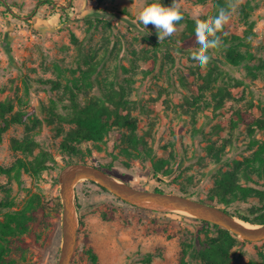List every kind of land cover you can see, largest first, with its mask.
<instances>
[{
    "label": "rangeland",
    "instance_id": "374dc122",
    "mask_svg": "<svg viewBox=\"0 0 264 264\" xmlns=\"http://www.w3.org/2000/svg\"><path fill=\"white\" fill-rule=\"evenodd\" d=\"M214 1L176 0L180 11L193 20L211 18ZM145 2L0 0V102L10 101L14 112L29 118L28 127L12 124L2 135L0 165L8 168L19 159L27 163L40 153L47 159L39 173L22 169L0 175V220L35 196L44 210L21 236L26 248L21 264H57L59 259L58 174L74 159L61 149L74 128L65 120L72 99L82 106L109 92H123L124 112L135 118L137 137L146 142L155 161L168 160L172 172L155 176L150 161L122 156L117 129L104 141L83 142L79 148L86 163L140 189L184 190L205 200L222 173L232 171L235 161L250 157L264 143V128L252 131L239 120V114L264 120V0H236L222 31L239 36L251 32L248 44L239 49L252 53L254 61L227 63L229 43L221 39L218 49L209 50L205 68L191 58L198 45L195 39L187 46L184 25L176 24L172 36L158 41L155 27L145 28L138 21ZM153 2L170 6L167 0H147ZM247 3L252 10H244ZM208 71L212 77L206 81ZM26 137L35 144L31 154L12 148V140ZM239 182L264 190V179L255 175L251 182ZM73 201L78 234L70 264H91L89 248L100 264H178L184 242L197 244L205 232L217 234L182 213L131 206L90 181L75 186ZM214 203L224 208L216 199ZM255 208L262 211L264 200L250 197L226 209L254 218ZM187 260L202 262L199 257ZM255 263L264 264V241L237 237L228 264Z\"/></svg>",
    "mask_w": 264,
    "mask_h": 264
},
{
    "label": "trees",
    "instance_id": "16d2710c",
    "mask_svg": "<svg viewBox=\"0 0 264 264\" xmlns=\"http://www.w3.org/2000/svg\"><path fill=\"white\" fill-rule=\"evenodd\" d=\"M235 1L236 0H233V2ZM167 2L171 5L172 0H167ZM228 3L229 0H215L208 16L211 18L216 17L221 8L227 9ZM244 7L246 11L252 10V7L248 3L245 4ZM69 9H71V7H69L68 10ZM245 13L244 17L248 15L247 12ZM183 17L184 19L177 24L184 25L187 37L186 44L188 46V43H192L193 40H195V20L186 17L185 14H183ZM250 33L251 32L245 31L242 36L226 34L224 32L217 33L218 36L221 35V39L224 43H229L224 53V58L227 63L237 66L246 61H254L252 53L239 49V47L248 44L245 40ZM72 39L75 40L74 37ZM150 39H152L151 36L147 37V40ZM263 65L264 62H262V66ZM211 77L212 71H208L206 74V81H209ZM70 105L71 107L67 113L68 115L65 116V120L70 124H74V128L69 130L67 136L62 141L61 149L63 153L70 157H74V159L67 161L66 164L74 162L86 163L82 158L83 156L79 144L88 141L93 143L102 142L112 129H117L120 136V153L122 156L128 160L134 158L150 161L155 176L158 174L169 175L172 172V169L169 168L168 160L158 159L155 161L152 157L151 150L146 147V142L142 138L137 137L135 118L131 117L129 112H124L126 102L123 100L122 91L109 92L104 95V98L89 100L82 106L72 99ZM27 119L29 118L24 112H14V106L10 101L0 102V142L2 141V135L12 124H23L28 127L26 122ZM239 120L246 122L252 131L255 128H264V120L261 119L253 120L246 117L244 114H239ZM31 121L34 124L37 122L35 119ZM254 144L257 143L254 142ZM34 146V142L27 137L22 141L12 140V148L16 151L20 150L23 153L27 152L31 154ZM46 160V155L40 153L27 163L19 159L8 168L0 165V175L10 176L11 172L19 174L22 169L39 173L40 170L47 167L45 165ZM124 163L125 166H128L127 162ZM97 167L105 170L100 166ZM253 175L260 179H264V143L259 144L258 148L250 157H246L242 161H235L232 171L222 173L221 177L215 180L212 195L205 200H197L216 205L214 203L216 199V202L224 205L223 209L227 212L229 211L226 208L235 201H245L250 197H256L262 202L264 200V190L242 185L239 182L241 178L244 179L245 182H251ZM153 191L163 192L158 188L153 189ZM177 194L193 198L192 194L184 190ZM255 209L257 212H255L256 215L254 218L229 213L254 225L264 224V209H262V211H260L261 208ZM175 215L181 216L180 214ZM43 216L44 210L37 196L28 199L22 209L5 213L3 220H0V264H21L22 260H24L26 249L25 242L21 236L29 231L31 224L36 223L39 218ZM182 217L198 222L206 228L211 227L216 230L217 234L215 236H209V234L205 232L204 239L199 240L197 244L184 242L178 264H190L187 258L193 257H199L202 260L201 264H228L230 252L237 241V236L209 222L201 221L190 216ZM86 252L90 258L91 264H100L97 255L91 248Z\"/></svg>",
    "mask_w": 264,
    "mask_h": 264
},
{
    "label": "water",
    "instance_id": "95a60500",
    "mask_svg": "<svg viewBox=\"0 0 264 264\" xmlns=\"http://www.w3.org/2000/svg\"><path fill=\"white\" fill-rule=\"evenodd\" d=\"M80 181L93 182L119 200L134 207L158 212L187 213L185 215L217 225L243 241H264V224H251L255 228H248L239 221V218L219 206L177 193L136 188L119 181L112 174L97 166L74 162L64 166L58 174L62 237L57 264H70L76 247L78 218L73 195L74 188Z\"/></svg>",
    "mask_w": 264,
    "mask_h": 264
},
{
    "label": "clouds",
    "instance_id": "9594fccd",
    "mask_svg": "<svg viewBox=\"0 0 264 264\" xmlns=\"http://www.w3.org/2000/svg\"><path fill=\"white\" fill-rule=\"evenodd\" d=\"M235 10V3L229 0L227 9L221 8L214 18L208 20L195 19V39L198 45L190 53L191 58L198 61L199 67L205 68L210 62V49H218L222 43L217 33L223 31L224 25L230 19V12ZM138 21L146 28L151 24L156 29L158 41L172 36L176 31V24L184 19L176 0L170 6H163L159 2L147 3L138 12Z\"/></svg>",
    "mask_w": 264,
    "mask_h": 264
},
{
    "label": "bare ground",
    "instance_id": "6f19581e",
    "mask_svg": "<svg viewBox=\"0 0 264 264\" xmlns=\"http://www.w3.org/2000/svg\"><path fill=\"white\" fill-rule=\"evenodd\" d=\"M185 214H187V213H185ZM242 224H244L246 227H248V228H255V226H253V225H251V224H249V223H246V222H242L241 220H239Z\"/></svg>",
    "mask_w": 264,
    "mask_h": 264
}]
</instances>
